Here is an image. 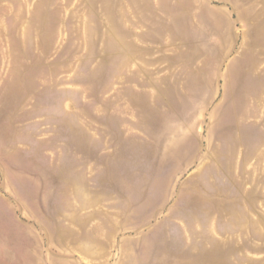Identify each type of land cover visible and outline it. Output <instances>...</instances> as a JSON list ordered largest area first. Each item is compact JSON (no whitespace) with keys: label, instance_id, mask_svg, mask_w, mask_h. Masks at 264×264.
Segmentation results:
<instances>
[{"label":"rangeland","instance_id":"obj_1","mask_svg":"<svg viewBox=\"0 0 264 264\" xmlns=\"http://www.w3.org/2000/svg\"><path fill=\"white\" fill-rule=\"evenodd\" d=\"M0 264H264V0H0Z\"/></svg>","mask_w":264,"mask_h":264},{"label":"crops","instance_id":"obj_2","mask_svg":"<svg viewBox=\"0 0 264 264\" xmlns=\"http://www.w3.org/2000/svg\"><path fill=\"white\" fill-rule=\"evenodd\" d=\"M231 208H232V206H231Z\"/></svg>","mask_w":264,"mask_h":264}]
</instances>
